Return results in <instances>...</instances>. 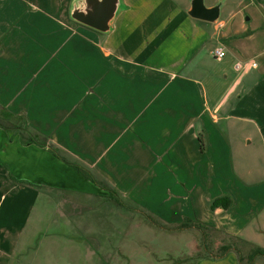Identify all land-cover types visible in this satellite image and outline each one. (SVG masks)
<instances>
[{"label":"rangeland","instance_id":"rangeland-1","mask_svg":"<svg viewBox=\"0 0 264 264\" xmlns=\"http://www.w3.org/2000/svg\"><path fill=\"white\" fill-rule=\"evenodd\" d=\"M32 1L40 4L38 0ZM49 1L54 3L53 6L61 9L63 17L67 20L71 0ZM140 2L149 1L140 0ZM173 2V5L177 4L181 8H186L191 0H173ZM219 2H222V10L218 22L227 21L230 14L237 10H240L241 16L244 15L245 20L247 17L250 18L247 21L248 30L255 35L253 49L257 63L253 74L256 73L255 79H259V72L264 69V53H261L264 50V0H205L207 6ZM24 5V9L30 10L29 3L25 2ZM124 7L122 1L114 19L113 29L105 33L110 38L112 48L132 56L137 61H142L141 57L148 55L146 56L148 58L159 48L160 50L168 49L167 44L159 43V40L164 39L165 34L168 36L167 40H172L174 43L181 42L177 33L181 34L186 27L184 24L176 23L171 29H167L166 25L158 21V17L165 15V12L152 10L149 5L141 11L124 9ZM15 10L16 3L12 0H0V106L5 105L6 112L0 110V120L6 124L5 129L10 137L14 134L13 136H16L22 144L27 145V141L32 137L27 130L34 132L32 127L34 129L41 127L47 135L51 133L56 135L55 131L58 126L53 119L57 115V110L54 111L51 103L57 99L60 101L58 103L76 101V108H79L78 103L81 106L86 105L84 102L91 101V96L81 94V98L73 96L70 99L66 92H47V86L43 82L30 81V59L33 60L37 55L45 56L56 53V50L52 49L55 46H45L40 41L65 38L66 41L60 49L61 53H76L79 48L78 45L72 44L71 35L66 37L65 31L61 30L57 37L55 34L58 30L50 27L52 23L43 22L40 18L30 23L27 21L28 10L19 12ZM12 15L16 21L26 16V24L22 23L25 24L23 30L16 27V22L10 18ZM152 20L155 21L154 27L151 26ZM236 21L237 19L233 18V22L236 23ZM233 22H228L227 29L233 26ZM135 23L138 27L132 32L129 26ZM77 24V22L72 23L73 26ZM213 24L209 23L208 28L213 27ZM78 26L82 28L81 25ZM147 31L149 33H146ZM213 32L212 28L209 29V34ZM219 32L221 30L216 31L214 36H209V41L186 68L187 73L200 79H204L207 74H213L208 79L209 85L214 84L216 79L214 74L221 72L223 67H230L229 69L235 72L233 65L235 61L240 60L231 52L220 61L215 59L211 51L217 45ZM87 33L104 36V38L107 36L90 29ZM150 33H155V36ZM127 40L129 42L126 43ZM32 63L38 62L34 60ZM32 68V71H36L38 65ZM223 87L222 85H219L218 89L214 87L212 92L216 99ZM102 99L97 95L93 96V110L95 109L96 118L91 119L95 123L91 124L89 135L86 132L87 126L84 125V129L79 128L76 131L77 137L72 133H64L59 141L78 156V158L72 156L65 159L71 164H69L70 167L81 174V180L84 176L85 180L90 181L91 184L62 185L80 189L79 192L73 193L75 199L79 201L77 204L58 206L52 202L56 199L51 200L47 193L43 192L39 196L33 206L31 224L33 223V230L38 228L41 234L32 237L31 245L48 247V245H57V239L63 240L61 245L68 244L76 248L75 253L70 254L74 260L73 264H119L121 261L119 254L109 253L117 245H121L125 253L129 255L128 258L124 254L128 258L127 262L131 264H180L181 262L185 264L186 255H189L196 246L193 241L200 244L202 240L200 237L195 238L198 231L194 229L171 230L165 226L175 228V225L190 218L196 222L211 224L229 236L238 235L264 247V124L257 119L253 123L235 119L223 120L217 125V131L215 125H212L214 130L211 129L212 132L208 139L207 137L205 139L203 129L199 131L204 136V145L191 147L189 155L183 158L188 162H194L195 165L197 163L202 168L200 176L198 175L199 167L196 172H193L196 175L193 181L196 183L198 180L201 182V187H204L202 184H208V187L201 190V194L194 198L185 193L184 203L180 202L177 207L178 210L181 209L180 213L176 214L168 210L165 214V209L169 207L168 204H171L172 200L163 197L161 191L165 190L168 184H173L175 179L185 184L187 180L184 179L186 173L184 171L189 170V167L184 166L175 168L172 163V155L167 149L172 141L167 140L168 135L166 134V130L173 127L171 121L160 119L154 126H150L157 130L156 134L159 137L157 139L158 149L150 157L141 153L136 142L138 125L128 126V131L118 135L115 126H112L111 131L110 122L104 114L105 105L101 104ZM112 99H116L115 94L112 95ZM232 100L233 98L230 102ZM254 100L264 104V84L257 91ZM41 106H44V109H41ZM38 108L43 113H38ZM261 112L263 114V110ZM25 114L28 117L30 114L35 119L36 123L32 127L27 124ZM7 115H13V117L8 118ZM58 115L60 119L65 117L64 111H58ZM49 117L51 121H48ZM73 124L67 121L65 126L70 131L73 129ZM37 137L40 140L36 142L37 144L42 147L43 143L48 144L49 137L41 138L39 135ZM126 138H131V140L127 141ZM50 142L53 145L55 141L50 138ZM53 149L55 150V147ZM53 149L49 148L51 155L54 153L51 152ZM68 150L67 148L64 152ZM142 150L145 152L143 148ZM30 153L33 159L40 158L39 151ZM47 161L52 163L50 159ZM77 162L88 168L91 172L90 178L75 169L74 163ZM2 163L7 164L4 161ZM17 168L20 169V167ZM174 169L177 172L180 169L181 172L177 173ZM32 172H34V167H32ZM110 187L117 191L118 201L110 196ZM38 193V190H33V197ZM222 195L231 197V206L228 209L211 210V202L215 197ZM141 209L158 216L167 225L158 224L160 225L158 226L157 223H152V220L144 217ZM60 213L64 214L60 215ZM55 232L62 236H52ZM89 243L91 249H101V251H91V254L83 251L87 249L86 246ZM107 255L110 260L105 261ZM85 257L89 258V263L86 262ZM37 258L44 261L41 254H38ZM227 260L236 262L237 257L235 254H230ZM257 260L261 261L262 258L258 257ZM197 261L192 260V264ZM188 263L190 262H186Z\"/></svg>","mask_w":264,"mask_h":264},{"label":"crops","instance_id":"crops-1","mask_svg":"<svg viewBox=\"0 0 264 264\" xmlns=\"http://www.w3.org/2000/svg\"><path fill=\"white\" fill-rule=\"evenodd\" d=\"M12 1L16 3L17 12L28 10L24 9L25 2L30 6L27 13L28 19L24 16L21 20L16 21L15 14L10 17L16 22L17 28L23 30L26 19L32 23L36 18H40L43 19V22L52 23L50 27L58 30L55 34L57 37L61 30L67 33L66 37L71 35L73 37L72 44L78 45L79 48L76 53H61L60 49L66 41L65 38L56 40L53 38L46 42L37 39L45 46H55L52 49H55L56 53L45 56L37 55L33 60H29L31 71L34 65H38L36 71H29L30 81L43 82L47 86V92H66L70 99L73 96L81 98V94H88L91 96V101L84 102L86 103L84 106L78 103L79 108H76V101L58 103L60 101L57 99L51 103L54 111L57 110V115L53 119L58 126L55 131L56 135L53 133L47 135L41 127L40 130L34 129L32 125L36 123L35 119L30 114L29 117L25 114L26 122L33 128L35 133H32L36 137L35 141L27 143V145L22 144L16 136L11 138L5 127L0 125V264L74 263L70 254L75 253L74 249L76 248L68 244L61 245L63 240L57 239V245H48V247L37 245V248L36 245H31L32 237L41 234L40 229L33 230L31 217L33 206L43 192L47 193L51 200L56 199L52 202L58 206H67L79 202L73 193L79 192L80 189L64 187L63 184H91L90 181L85 180L84 176L81 180V174L70 167L71 164L65 159L72 156L78 158V156L59 141L61 137L63 138L62 134L64 133H72L76 136V131L79 128L84 129V125L87 126V134H90L91 124L95 123L91 119L96 118L95 109L93 110L94 95L103 98L101 104L105 105L104 114L110 122L111 131L112 126H115L118 135L128 131V126H139L135 139L141 153L147 154V156H153L159 146L157 145V139H159L156 134L157 130L150 126H154L160 119L171 121L173 127L168 128L166 134L168 135L167 140L172 141L167 147L168 152L172 155V163L175 168L184 166L189 167V170L184 171L186 172L184 179L187 180L185 184L175 179L173 184H168L166 189L161 191L162 196L172 200L173 203H171L172 205L168 204L169 207L165 209V214L168 213V210L176 214L180 213L181 209L178 210L177 207L180 202L184 203L185 193L194 198L201 194V190L208 187V184H202L204 187H201V182L193 181L196 179L193 172H196L199 167L198 175L200 176L202 168L197 163L195 165L194 162H188L183 158L189 155L191 147H200V136L203 139L204 136L199 131L203 129L205 139L206 137L208 139L212 132L211 129L214 130L212 125H215L217 131V125L223 120L235 119L253 123L257 119L264 124V104L254 100L257 91L264 84V69L259 72V79H255L256 73L253 74L254 68L257 67L253 49L255 35L248 30L247 21L250 18L247 17L245 20L244 15L241 16L240 10L231 13L227 21L209 22L214 23V26L208 28V21L193 18L188 13L191 3L186 8H181L177 4L173 5V0H148L149 2L145 3L140 0H122L125 5L124 9L141 11L149 5L152 10L165 12V15L158 17V21L166 25L167 29H171L176 23L184 24L186 27L181 34L177 33L180 43L167 40L168 36L165 34L164 39L159 40V43L167 44L168 49L160 50L159 48L148 58L146 55L141 57L142 61H137L132 56L112 48L106 32H100L75 21L70 13L74 0L70 1L68 21L63 17L61 9L53 6L54 3L48 2V0H38L39 5L32 0ZM233 18L237 19L236 23L233 22ZM229 21L234 24L227 29ZM75 22L78 23L77 26L72 25ZM154 23L155 21L152 20L151 26L154 27ZM78 25H81L82 28ZM112 26L114 27V21ZM78 27L86 31L78 29ZM129 27L133 32V29H137L138 25L135 23ZM153 27L151 28L154 29ZM211 28L214 30L213 34H209ZM88 29L107 36L104 38V36L92 33L89 35ZM220 30L221 32L217 34L219 43L217 42L215 49L223 47L226 50V55L231 52L240 60L235 61L233 65L236 69L235 72L231 71L230 67H223L221 72L214 74V77L216 75L214 84L209 85L208 79L213 74H207L204 79H200L189 72L187 73L186 68L209 41V36H214L215 32ZM150 34L155 36V33ZM214 50L211 51L213 56ZM261 53H264V50ZM223 58L215 57L219 61ZM34 60L38 63L33 64ZM254 62L256 66H253ZM237 64H241L240 69L237 68ZM250 77L251 80H249ZM219 85L224 87L216 99L212 91H214V87L218 89ZM114 94L116 99H112ZM232 98L233 100L230 102ZM41 109H44V106H41ZM41 109L38 108V113H43ZM261 110H263V114ZM58 111H64L65 117L60 119ZM164 116L167 118H162ZM48 121H51L50 117ZM67 121L74 123L73 129L70 131L65 126ZM38 135L41 138L49 137L48 144H42L45 147L36 143L40 142ZM50 138L55 141L53 145ZM126 140L129 141L131 138H126ZM49 146L52 149L55 147V150L51 151L54 152L52 155L49 153ZM64 148L69 150L64 152ZM31 151H39L40 158L33 159ZM48 159L52 163H49ZM1 160L7 164L2 163ZM75 164L79 163H74V166ZM32 167H34V172H32ZM174 170L177 172L176 169ZM180 172L181 170L178 169L177 173ZM33 190L39 191L35 197H33ZM62 214L64 213H60V215ZM52 236L61 237L62 234L55 232ZM246 240L257 244L252 240ZM86 248L83 251L90 254L91 251H101V249H91L90 243ZM109 253L119 254L121 259L119 264H131V262H127L129 255L125 253L121 245L115 246V249ZM38 254H41L44 261L37 258ZM229 255L220 259H199L195 264H241L238 258L236 262L228 261ZM85 260L90 262L89 258L85 257ZM256 264L264 263L261 260Z\"/></svg>","mask_w":264,"mask_h":264},{"label":"trees","instance_id":"trees-1","mask_svg":"<svg viewBox=\"0 0 264 264\" xmlns=\"http://www.w3.org/2000/svg\"><path fill=\"white\" fill-rule=\"evenodd\" d=\"M0 110L5 112V108L0 106ZM6 117H13V115L6 116ZM0 125L3 127H7L6 124L2 123V120H0ZM30 135L32 136L29 138L27 143H32L35 141L36 137L33 135V133L30 130H27ZM13 137V134L11 135V138ZM200 142L203 145L204 144V139L203 137L200 136ZM75 167L77 170H79L81 173L85 174L87 177L90 178L91 172L84 166L80 164H75ZM92 179V178H91ZM116 190H113L110 187V196L115 198L116 201H118L119 196H117ZM118 198H117V197ZM232 199L229 195H222L216 197L210 204L211 210H215L217 208H224L228 209L231 206ZM142 214L144 215L145 218L150 219V221L153 223L158 224H165L167 223L160 219L158 216L152 214L151 212L141 209ZM160 226V225H158ZM168 227V229H179V230H188V229H194L195 231H198L197 236L195 235V238L200 237L202 240L200 241V244L197 243L196 241H193V243L196 245L194 246V249L192 252L188 255H186L185 258V264L186 262H190L188 264L193 263V261H197L199 259H220L224 258L230 253H235L239 263L241 264H256L257 258L260 257L262 258V261L264 263V247H261L257 244H254L253 242H250L240 236H229L222 230L216 228L215 226H211V224H207L204 222H196L193 221L190 218H187L185 222H182L180 224L175 225L174 227L169 228L170 226H165ZM234 235V234H233ZM224 236V238H223ZM211 237V238H209ZM199 238V239H200ZM209 238V239H208ZM107 255L105 258V261H108ZM182 263V262H181ZM180 263V264H181Z\"/></svg>","mask_w":264,"mask_h":264},{"label":"water","instance_id":"water-1","mask_svg":"<svg viewBox=\"0 0 264 264\" xmlns=\"http://www.w3.org/2000/svg\"><path fill=\"white\" fill-rule=\"evenodd\" d=\"M122 0H74L71 6V17L90 28L100 32L112 29ZM222 2L207 6L205 0H191L188 13L196 19L216 22L220 19Z\"/></svg>","mask_w":264,"mask_h":264},{"label":"built area","instance_id":"built-area-1","mask_svg":"<svg viewBox=\"0 0 264 264\" xmlns=\"http://www.w3.org/2000/svg\"><path fill=\"white\" fill-rule=\"evenodd\" d=\"M213 54L216 58H223L226 55V50L223 47H218L214 50ZM255 65L256 63L254 62L253 66ZM237 68L240 69L241 64H237Z\"/></svg>","mask_w":264,"mask_h":264}]
</instances>
